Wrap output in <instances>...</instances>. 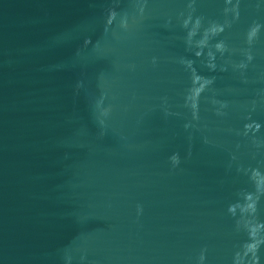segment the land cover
I'll return each mask as SVG.
<instances>
[{
	"label": "water",
	"instance_id": "95a60500",
	"mask_svg": "<svg viewBox=\"0 0 264 264\" xmlns=\"http://www.w3.org/2000/svg\"><path fill=\"white\" fill-rule=\"evenodd\" d=\"M0 264H264V0H0Z\"/></svg>",
	"mask_w": 264,
	"mask_h": 264
}]
</instances>
